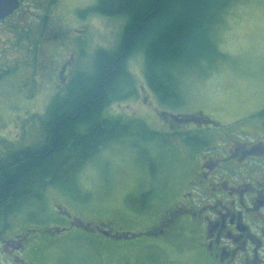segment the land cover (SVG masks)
Here are the masks:
<instances>
[{
  "label": "rangeland",
  "instance_id": "obj_1",
  "mask_svg": "<svg viewBox=\"0 0 264 264\" xmlns=\"http://www.w3.org/2000/svg\"><path fill=\"white\" fill-rule=\"evenodd\" d=\"M226 1L221 7L219 0V6L205 17V54L183 60L176 69L181 102L165 103L159 98L147 79L144 49L134 52L128 63L133 87L124 88V93L132 92L107 105L102 113L107 118L131 120V130L103 145L83 164L73 183L50 185L42 199L25 202L10 216L9 227H1L0 264L21 263L5 240L26 227L44 226L56 214L58 203L91 222L111 220L115 231H143L162 213L165 195L172 188V198L177 196V182L186 164L210 145L213 130L222 125L236 127L242 118L253 115L248 113L264 109V0ZM96 3H26V35L32 41L26 37L25 70L8 80V90H0V157L42 142L41 115L54 94L76 70H91L97 48H112L120 42L127 16L81 13ZM9 55L21 56L17 51ZM42 58L58 68L64 64V79L56 69L40 70ZM189 115L231 121L217 126L186 118ZM194 134L207 142L193 145L189 135ZM41 235L39 245L23 253L30 264H202L183 240L153 234L115 239L100 231L70 227Z\"/></svg>",
  "mask_w": 264,
  "mask_h": 264
},
{
  "label": "trees",
  "instance_id": "obj_2",
  "mask_svg": "<svg viewBox=\"0 0 264 264\" xmlns=\"http://www.w3.org/2000/svg\"><path fill=\"white\" fill-rule=\"evenodd\" d=\"M219 3V0H97L95 5L81 11L84 15L100 12L127 16L120 42L112 48H97L91 70H76L54 94L41 115L45 134L42 142L0 157V236L1 227H9L10 216L25 202L42 199L46 188L56 182L73 183L83 164L103 145L129 133L131 120L107 118L102 113L107 105L132 92L124 93V88L133 87L134 83L128 63L140 47L145 51L151 88L165 103L181 102L176 69L183 60H195L205 54L208 44L205 17ZM227 4L221 0L220 6ZM258 114L264 116V109ZM201 115L186 118L207 122L208 117ZM189 140L193 145L207 142L199 134L189 135ZM100 223L108 231L113 228L111 220Z\"/></svg>",
  "mask_w": 264,
  "mask_h": 264
},
{
  "label": "flooded vegetation",
  "instance_id": "obj_3",
  "mask_svg": "<svg viewBox=\"0 0 264 264\" xmlns=\"http://www.w3.org/2000/svg\"><path fill=\"white\" fill-rule=\"evenodd\" d=\"M28 2L19 0L14 12L0 19L1 91L8 90V80L26 68V37L32 41L26 35ZM13 51L21 56L10 57ZM20 60L22 65L17 64ZM40 65V70L56 69L60 79L64 78V64L58 68L42 58ZM248 115L241 117L236 127L222 125L231 120L209 122L222 126L211 133L210 145L198 149L197 156L189 159L177 182V196L172 198V188L169 196L165 195L167 202L162 213L143 232L183 240L202 264H264V116L258 112ZM55 209L56 214L44 226L26 227L5 240L12 245L10 253L21 260L20 264H30L23 253L39 245L43 232L62 233L79 227L75 223L81 222L106 230L101 221H88L62 204L58 203ZM115 232L112 228V234ZM14 250L16 253H12Z\"/></svg>",
  "mask_w": 264,
  "mask_h": 264
},
{
  "label": "water",
  "instance_id": "obj_4",
  "mask_svg": "<svg viewBox=\"0 0 264 264\" xmlns=\"http://www.w3.org/2000/svg\"><path fill=\"white\" fill-rule=\"evenodd\" d=\"M18 5H19V0H0V19L12 13L18 7ZM75 225L84 227V229L87 231H95L97 229L106 235L113 236L116 239L131 238L139 235L137 233H131V232L112 234L111 230L110 231L103 230L99 225H97L96 227H92L91 223L84 225V222H81V223H75Z\"/></svg>",
  "mask_w": 264,
  "mask_h": 264
}]
</instances>
